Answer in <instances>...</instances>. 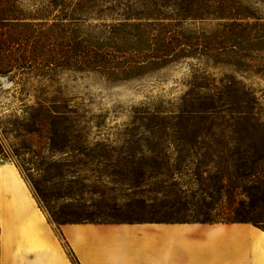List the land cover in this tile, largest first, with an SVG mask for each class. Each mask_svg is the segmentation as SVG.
Returning a JSON list of instances; mask_svg holds the SVG:
<instances>
[{
	"label": "trees",
	"instance_id": "trees-1",
	"mask_svg": "<svg viewBox=\"0 0 264 264\" xmlns=\"http://www.w3.org/2000/svg\"><path fill=\"white\" fill-rule=\"evenodd\" d=\"M58 1L49 0L48 17H39L49 20L34 24L43 28L27 29L17 0H0V28L11 31L21 21L25 29L20 35L33 42L37 66L98 71L122 79L205 56L238 70H264V16L243 0H70L57 11ZM93 13L103 20L99 35L80 28ZM207 21L215 22L216 29L183 27ZM1 43L3 55L9 46ZM212 86L203 94L184 96L178 114L155 109L128 125L121 135L123 147L113 149L116 158H97L98 164L113 168L99 180L107 178L131 191L130 203L170 208L167 217L177 219L160 222H246L264 230V121L258 98L232 75ZM65 121L67 149L75 121L59 114L39 120L38 126L53 128L50 146H55V127ZM72 175L70 183H76ZM184 178L195 185L190 194L180 186ZM31 182L46 204L41 183ZM187 217L194 220H178Z\"/></svg>",
	"mask_w": 264,
	"mask_h": 264
},
{
	"label": "rangeland",
	"instance_id": "rangeland-1",
	"mask_svg": "<svg viewBox=\"0 0 264 264\" xmlns=\"http://www.w3.org/2000/svg\"><path fill=\"white\" fill-rule=\"evenodd\" d=\"M48 1L17 0L27 29L43 28L34 24L49 20L39 18L40 15L48 17L45 8ZM69 1L59 0L55 9H65ZM243 2L256 14L264 16V0ZM93 15L83 21L80 28L99 35L103 20L96 13ZM20 22H16L11 31L0 28L1 45L9 46V50L0 55V75L7 78L5 84H0V164H14L19 169L42 209L57 226L77 222L177 220L167 217L170 208L157 205L142 208L128 200L131 191L107 178L99 180L100 175L112 172L113 168L98 164L97 158L105 154L116 158L118 151L113 149L123 147L122 133L146 111L157 109L164 115L178 114L188 93L203 94L210 91L213 84H221L232 75L256 95L260 119L264 121V70L257 71V67L238 70L197 56L135 71L119 79L98 71L37 66V54L31 49L33 42L20 35L25 29L20 27ZM183 27L190 31L202 27L213 31L217 25L207 21L187 23ZM56 114L63 118L67 115L75 121V126L69 130L67 149L66 121L55 127L57 138L53 147L49 140L53 128L38 126L41 118H52ZM67 171L75 175L76 183H70L72 177L66 176ZM31 180L41 183L43 193L48 195L46 204L39 200ZM180 186L189 190V194L195 188L188 178H184ZM194 209L189 207L191 215Z\"/></svg>",
	"mask_w": 264,
	"mask_h": 264
},
{
	"label": "crops",
	"instance_id": "crops-1",
	"mask_svg": "<svg viewBox=\"0 0 264 264\" xmlns=\"http://www.w3.org/2000/svg\"><path fill=\"white\" fill-rule=\"evenodd\" d=\"M0 264H264L246 222L55 225L14 164H0Z\"/></svg>",
	"mask_w": 264,
	"mask_h": 264
},
{
	"label": "built area",
	"instance_id": "built-area-1",
	"mask_svg": "<svg viewBox=\"0 0 264 264\" xmlns=\"http://www.w3.org/2000/svg\"><path fill=\"white\" fill-rule=\"evenodd\" d=\"M6 81H7V78L2 76V75H0V84H5Z\"/></svg>",
	"mask_w": 264,
	"mask_h": 264
}]
</instances>
